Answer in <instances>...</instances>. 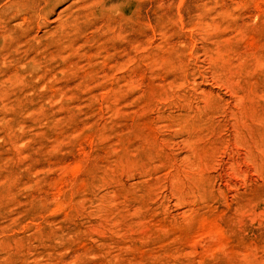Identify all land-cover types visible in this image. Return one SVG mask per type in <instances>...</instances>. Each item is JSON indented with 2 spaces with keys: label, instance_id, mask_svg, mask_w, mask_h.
<instances>
[{
  "label": "rangeland",
  "instance_id": "1",
  "mask_svg": "<svg viewBox=\"0 0 264 264\" xmlns=\"http://www.w3.org/2000/svg\"><path fill=\"white\" fill-rule=\"evenodd\" d=\"M0 264H264V0H0Z\"/></svg>",
  "mask_w": 264,
  "mask_h": 264
}]
</instances>
